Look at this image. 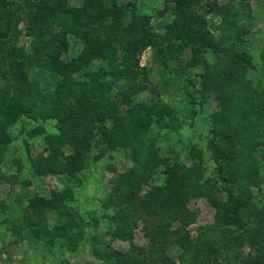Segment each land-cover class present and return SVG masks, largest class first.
Wrapping results in <instances>:
<instances>
[{"label": "rangeland", "instance_id": "374dc122", "mask_svg": "<svg viewBox=\"0 0 264 264\" xmlns=\"http://www.w3.org/2000/svg\"><path fill=\"white\" fill-rule=\"evenodd\" d=\"M82 1L45 2L52 7L48 25H51L53 33L56 32L55 43L60 45L56 57L61 62L81 56L84 51L82 41L70 30L71 26L77 32L83 29L73 17ZM96 2L100 3L99 6L98 3L94 5L97 11L102 10L99 7H112L113 4L126 8H122L121 15L116 19L119 34L115 37L117 39L113 43L114 47L106 52V57L88 59V64L77 74H73V78L84 82L91 95L103 96L104 101L114 104L115 114L125 123L131 122L126 120L129 118L131 105L135 103L164 105L169 114L159 120L151 118L147 128L140 133H134L136 130H131L132 127H117L120 135L122 131L125 135L133 133L131 135H136L137 138H123L116 142L117 145L112 151H106L104 143L90 147L89 157L79 164V169L68 186L69 196L65 197L67 206H64L66 213L62 220L72 213L76 225H72L66 233L54 230L55 227L61 228V225L57 221L55 210L51 208L53 200L50 191H60L64 187L63 180L69 177L57 173L54 166L51 167L52 170L47 165L44 166L43 162V174L40 176L41 181H38L29 170L25 151L21 146L22 138L27 139L26 130L32 127L33 123L17 122L11 126L9 129L13 133V139L0 148V264H103L92 254L93 248H100L102 243H107L108 247L121 253L130 250L133 245L141 246L148 251L146 254H149L151 243L147 242L143 227L150 228L155 225L158 214L144 215V212H139L130 220V223L133 222L132 235L128 237L130 239L115 238L111 237L110 229L116 227V223L101 216L99 203L112 187L124 182L126 175L134 173L133 170H136L140 161L146 163V175L149 176L139 186L140 195L163 182L165 166L176 171L194 164L199 172L197 185L207 181L214 197L223 199L216 188L220 183L214 182V161L206 134L216 113L234 116V112H231L232 106L228 103L230 100L221 105L219 85H223L224 74L228 71L240 72L244 79L250 80L252 84L260 82L264 76L260 70L259 59V52L263 49L260 43L264 42V0H196L187 6L186 13L191 14V20L180 16L178 0ZM213 6L218 8V11ZM0 8L1 12L5 10L11 15V30L14 31L9 34L6 46L22 47L24 52L29 51L30 41L26 31H30L31 27L42 29L45 21L44 25L41 19L36 24L30 23L29 17L32 15L26 6V0H0ZM35 12V15L40 14V10ZM53 12L60 17L58 23L61 17L63 18L61 27L52 21ZM221 15L227 16L232 26L241 27L243 34L237 37L239 33L229 32L230 28L223 31L226 23ZM106 16L107 21L114 19L113 9H110ZM199 17L203 23V37H197L181 48L183 52L178 62L185 65V72L178 73L163 66L160 50L167 44L164 37L168 27L173 23L177 26L183 23V28L177 27L179 30L185 29L184 27H197L196 20H199ZM136 19L148 27L146 32L152 34L149 41H142V38L137 37L141 42H132L130 26L134 27ZM123 31L125 34L129 32L125 37L131 43L128 42L127 45L123 43L120 35L124 34ZM137 33L140 34V31ZM2 51L0 55L3 54ZM241 52L250 56L253 66L246 67L243 72L232 59L234 54ZM109 57L112 60H109ZM128 65L135 73L132 83L138 85L133 93L128 91L130 79L126 76L131 74L124 73L125 66ZM24 69L27 78L41 93L46 92L49 98L55 95V91H52L54 80L48 77L50 73L47 68L26 63ZM187 80L189 82L184 85ZM93 83L98 90L92 86ZM125 94L128 99L123 96ZM106 126L110 128L109 121ZM27 141L31 155L40 159L47 155L40 138H28ZM59 152L62 157H68L71 149L64 142L59 147ZM95 156L97 159L91 158ZM251 190L254 192V187ZM33 194L41 195L38 197V207L42 210L38 213V218L28 222V217L32 214L28 199ZM184 196L178 198L183 207L179 211L178 219L170 222V229L180 228L179 234L186 233L190 244L210 226L206 231L208 238L219 242L222 235L228 241H233L230 243L231 247L224 252L228 257L226 264H240V258L234 252L240 251L244 254L249 251L240 232H236L231 225H223L227 228V231L223 232L221 225L213 224L214 210L211 200L208 195L202 193L201 188H191ZM110 211L112 213V208ZM89 218L93 222L95 220V223L90 224ZM37 223L41 226L38 232H35ZM91 235H95V242L88 239L87 236ZM175 236L167 238L164 254L174 264H179L177 257L182 248ZM105 253L109 252L105 250Z\"/></svg>", "mask_w": 264, "mask_h": 264}, {"label": "trees", "instance_id": "16d2710c", "mask_svg": "<svg viewBox=\"0 0 264 264\" xmlns=\"http://www.w3.org/2000/svg\"><path fill=\"white\" fill-rule=\"evenodd\" d=\"M45 2L46 0H26V6L32 15L29 17L30 23L36 24L41 19L44 25L45 21L42 29L31 27L30 31H26L30 41L27 52H24L22 47L6 46L9 34L14 31L11 30V15L5 10L1 12L0 8V51L3 50V54L0 55V148L13 139V133L9 129L11 126L17 122L33 123L32 127L25 132L27 139L40 138L47 155L41 159L31 155L27 139L22 138L21 146L25 151L29 170L38 181H41L40 176L43 174L41 168L44 162V166L47 165L50 169L54 166L57 173L69 177L63 180L64 187L60 191L54 189L50 191L53 200L51 208L55 210L57 221L61 225L60 229L55 227L54 230L66 233L72 225H76L72 213L62 220L66 213L64 206L67 204L65 197L69 196L68 186L74 174L77 173L79 164L89 157L90 147L104 143L105 150L112 151L123 138L129 137V140L137 138L136 135H131L133 133L125 135L122 131L120 135L117 127L137 128H131V130H136L134 133H140L147 128L151 118L159 120L162 116L168 115L169 110L164 105L135 103L131 105L129 118L126 120L131 122L125 123L115 114L114 104L104 101L103 96L91 95L84 86L86 85L84 82L73 78V74H77L83 66L88 64V59L106 57V52L114 47L113 43L117 39L115 37L119 34L116 19L118 20L124 6L113 4L112 7H99L102 10L97 11L94 5L98 3L99 6V2L83 0L78 10L73 13L74 19L83 29L77 32L71 26L70 30L82 41L84 51L81 56L71 57L61 62L56 57L60 49V45L55 43L56 32L53 33L51 25H48L52 7ZM178 2L180 16L191 20V14L186 13L187 6L196 0H178ZM213 8L218 11L215 6ZM110 9H113L115 18L107 21L106 14ZM35 10L37 12L40 10V14L35 15ZM221 16L226 23L223 31H228L230 28L229 32L239 33L237 37L243 34L241 27L232 26L227 16ZM52 18L59 27L63 25L61 21L63 18L61 17L58 23L60 17L56 16L55 12ZM181 21L184 22V20ZM196 21L197 27H184L185 29L179 30L177 27L183 28V23L178 26L173 23L168 27L164 37L167 44L160 50L163 66L178 73L185 72V65L178 62L183 52L181 48L187 42L203 37L202 34H204L201 17ZM93 23L97 24L93 25ZM147 28L145 23L136 19L134 27L130 26L132 42H141L136 39L137 37L142 38V41H149L151 39L149 36L152 34L146 32ZM138 31L140 34L137 33ZM128 34L129 32L120 33L125 45L128 42L131 43L125 37ZM40 44L42 47L39 48ZM260 45L263 47L259 52L260 70L264 75V42ZM232 59L238 64L241 72L246 67L252 66L250 56L245 55L244 52L234 54ZM109 60L112 59L109 57ZM26 63L47 68L50 73L48 77L54 80L52 91H55V95L53 97L49 98L46 92L41 93L27 78L24 69ZM124 73L131 74L126 75L130 79L128 91L135 92L138 85L132 83L135 78L132 67L125 66ZM188 82L189 80L184 85ZM222 84V86L219 85L221 105L230 100L228 103L232 106L231 112H234V116L216 113L206 138L214 161V177L216 178L214 182L220 183V186L216 188L223 199L214 197L207 181L197 185L196 179L199 172L194 164L176 171L165 166L163 182L140 195L139 186L149 178L146 175V163L140 161L136 170H133L134 173L126 175L124 182L112 187L99 203L101 216L116 223V227L110 229L111 237L115 238L130 239L128 237L132 235L133 223H130V220L139 212H144V215L158 214V221L152 225L153 228L143 227L147 235L146 240L151 243L149 254H146L148 251L141 246L133 245L130 250L121 253L108 247L107 243H102L100 248H93L92 254L103 264H174L164 254L167 238L171 235H176V241L182 248L177 257L179 264H226L228 257L224 252L231 247L232 240L228 241L222 235L219 242L208 238L206 231L210 226H207L194 242L189 244L186 233L179 234L180 228L170 229L169 227L171 221L178 219L179 211L183 207L178 198H184L189 189L198 187L211 200L214 210L213 224L221 225L223 232L227 231V225H231L244 237V244H247L249 251L244 254L240 251L234 252L240 258L239 263L264 264V76L260 82L252 84L250 80L244 79L240 72L228 71L224 74ZM92 86L98 90L94 83ZM123 96L128 99L127 94ZM107 121L111 124L110 128L106 126ZM64 142L71 149L68 157H62L59 152V147ZM91 158L97 159V156ZM161 161L162 159L159 160L160 163ZM252 187L255 189L254 192L251 190ZM39 196L41 195L33 194L28 199L32 212L28 222L38 218V213L42 210L38 207ZM89 221L90 224L95 223V220L93 222L90 218ZM37 224L35 232H38L41 226ZM87 237L91 242L96 241L95 235ZM105 250L109 253L104 254Z\"/></svg>", "mask_w": 264, "mask_h": 264}]
</instances>
